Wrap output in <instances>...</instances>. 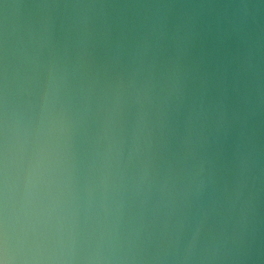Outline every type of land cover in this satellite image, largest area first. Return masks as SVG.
<instances>
[{
    "label": "clouds",
    "instance_id": "9594fccd",
    "mask_svg": "<svg viewBox=\"0 0 264 264\" xmlns=\"http://www.w3.org/2000/svg\"><path fill=\"white\" fill-rule=\"evenodd\" d=\"M0 264H264V0H0Z\"/></svg>",
    "mask_w": 264,
    "mask_h": 264
}]
</instances>
